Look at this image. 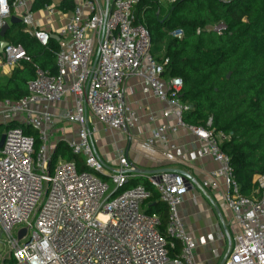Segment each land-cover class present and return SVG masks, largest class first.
Returning a JSON list of instances; mask_svg holds the SVG:
<instances>
[{
    "label": "built area",
    "instance_id": "obj_1",
    "mask_svg": "<svg viewBox=\"0 0 264 264\" xmlns=\"http://www.w3.org/2000/svg\"><path fill=\"white\" fill-rule=\"evenodd\" d=\"M140 1L84 0L75 5L57 35L55 73L35 65L26 95L0 101V235H5L0 264H195V241L179 216L187 188L184 176L138 173L123 154L107 170L92 146L94 121L121 133L138 121L122 92L123 80L131 75L141 79L144 95L165 104L163 115L174 119L172 125L153 127L141 146L151 151L153 142L160 141L167 147L164 159L176 161L170 134L185 128L206 144V154L217 163L203 186L222 180V201L238 225L220 264H264V169L253 178L254 193L243 195L220 147L225 134L208 128L210 118L205 127L183 121L190 105L180 98L182 80L164 77L168 58L152 55L148 32L132 13ZM12 10H22L25 31L47 45L51 35L33 29L28 0H0V28ZM224 28L222 23L206 26L217 34ZM183 34L180 28L169 33L177 39ZM2 54V64L9 67L31 60L20 44L8 43ZM67 94L72 105L52 115L49 105ZM56 121L76 126L75 137L65 144L86 169L61 157L51 161ZM25 128L36 131L37 148ZM138 177L147 185L135 183ZM152 192L166 208L163 234L160 215L143 209Z\"/></svg>",
    "mask_w": 264,
    "mask_h": 264
},
{
    "label": "trees",
    "instance_id": "obj_2",
    "mask_svg": "<svg viewBox=\"0 0 264 264\" xmlns=\"http://www.w3.org/2000/svg\"><path fill=\"white\" fill-rule=\"evenodd\" d=\"M49 3L34 0L31 9ZM59 7L73 9V1L64 0ZM160 10L158 1L141 0L132 10L135 23L146 29L155 51L163 45L162 54L152 55L158 60L168 58L164 77L182 80L180 98L190 105L183 121L205 127L210 118L208 128L225 134L220 147L230 158L240 192L250 196L256 189L254 176L264 169V0H178L168 4L163 16ZM218 23L225 27L220 34L206 29ZM23 27L21 23L12 24L1 38L20 44L31 60L20 61L7 82L0 81V101H17L26 95L35 65L56 71L58 41L50 38L43 46ZM177 28L184 31L181 39L169 35ZM13 30L17 31L15 37L7 41ZM25 133L34 136L37 148L36 131L25 128ZM58 157L75 161L78 170L86 169L82 159L67 150L65 142L55 145L51 161ZM161 204L152 192L143 209L155 212ZM158 214L163 234L166 208Z\"/></svg>",
    "mask_w": 264,
    "mask_h": 264
},
{
    "label": "crops",
    "instance_id": "obj_3",
    "mask_svg": "<svg viewBox=\"0 0 264 264\" xmlns=\"http://www.w3.org/2000/svg\"><path fill=\"white\" fill-rule=\"evenodd\" d=\"M64 0H50L48 5L32 10L34 0H28L33 17V29L48 31L51 38H58L59 30L67 22L73 9L64 10L59 5ZM73 7L82 4L84 0H72ZM22 10H12L11 15L20 19ZM21 23V21L19 22ZM12 24L9 23V28ZM24 28V27H23ZM25 31V28H24ZM13 32H17L13 30ZM26 32V31H25ZM31 35V34H30ZM32 36V35H31ZM0 41L1 38H0ZM2 64L0 54V81L5 84L14 67ZM125 102L136 113L138 121L126 133L110 130L94 121L95 132L91 135V143L96 155L106 166L113 168L119 154L139 170L170 169L184 176L187 188L182 192V202L179 206V216L186 231L195 241V264H220L226 256L230 237L238 225L231 220L230 213L222 201L224 186L220 178L209 181V173L217 168V163L206 154V144L185 128H179L170 134L175 149L172 151L176 161L168 162L163 157L167 147L160 141H154L152 150L141 146L157 125H172L174 119L165 117V104L151 95L141 92V79L131 75L122 83ZM72 96L67 94L61 101L49 105V112L57 115L61 110L72 105ZM152 116L150 121L148 117ZM76 126L62 121H56L51 136L52 145L59 141L66 142L75 137ZM142 179L146 185L144 177ZM165 209L163 203L155 208V212ZM158 210V211H157Z\"/></svg>",
    "mask_w": 264,
    "mask_h": 264
},
{
    "label": "water",
    "instance_id": "obj_4",
    "mask_svg": "<svg viewBox=\"0 0 264 264\" xmlns=\"http://www.w3.org/2000/svg\"><path fill=\"white\" fill-rule=\"evenodd\" d=\"M19 22H20V19L19 18L11 15L8 21H4L2 23V26L0 28V38H3L4 37L6 31L9 28V23L10 24H15V23H19ZM56 39H58V38L56 37ZM7 44L8 43L6 41H4V40L0 41V54L1 55H3L2 54L3 49H4V47ZM2 143H3V137L0 138V147L2 146ZM159 171L172 172V170H170V169H162V170H157V171L156 170H142L141 171L139 169H136V172L141 173V174H149V173H154V172H159ZM23 234H24V229L20 231L19 236L21 237Z\"/></svg>",
    "mask_w": 264,
    "mask_h": 264
},
{
    "label": "rangeland",
    "instance_id": "obj_5",
    "mask_svg": "<svg viewBox=\"0 0 264 264\" xmlns=\"http://www.w3.org/2000/svg\"><path fill=\"white\" fill-rule=\"evenodd\" d=\"M167 7H168V3L164 2V1H161L160 2V9H161L160 10V16H163L165 14V11H166ZM15 35H16V32L9 33V37L7 38V41H10L12 38L15 37ZM155 48L156 47L152 45V47H151V53L152 52L153 53L154 52H157V51H155ZM157 53L158 54H160V53L162 54L163 53V45L161 46V49ZM102 178L109 182L108 178H106V177H102ZM134 182L137 183V184H144V181L142 179H138L137 181H134ZM4 239H5V235L4 234H1L0 235V241H3ZM2 248H3L2 245H0V251L2 250Z\"/></svg>",
    "mask_w": 264,
    "mask_h": 264
}]
</instances>
